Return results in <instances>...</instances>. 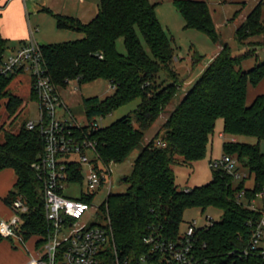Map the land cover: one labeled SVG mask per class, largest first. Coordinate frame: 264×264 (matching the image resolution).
Returning <instances> with one entry per match:
<instances>
[{
  "label": "trees",
  "instance_id": "trees-1",
  "mask_svg": "<svg viewBox=\"0 0 264 264\" xmlns=\"http://www.w3.org/2000/svg\"><path fill=\"white\" fill-rule=\"evenodd\" d=\"M263 3L257 4L236 31L237 41L252 50L235 56L229 45L221 48L166 119L163 136L157 134L140 152L130 175L124 179L128 185L126 192L111 194L102 205L101 215L110 219L113 242L122 261L137 264L149 254L150 247L144 243L146 236L178 240L186 211L199 209L205 214L213 208L221 211V220L200 231V252L214 264H264L257 253L248 257L238 255L248 246L264 216V208L253 207L264 192V153L260 147L264 141V94L247 103L248 85L256 87L264 79V62L246 72L240 69L246 58L264 46ZM157 5L151 0H100L99 12L89 22L52 14L58 29L78 32L84 37L41 45L48 73L58 88L66 89L69 82L82 86L103 79L110 83L111 95L83 100L89 122L106 118L140 100L133 115L100 127L90 135L101 160L108 166L127 161L184 82L174 69V62L179 60L174 40L158 19ZM175 7L184 18L185 30H196L215 43L219 41L206 3L176 0ZM257 37L263 41H252ZM120 38L124 39L126 55L117 50ZM8 49L9 41L0 33V65ZM201 62L202 57L195 54L193 67ZM162 73L168 74L172 82L167 84L161 79ZM20 74L23 72L0 79V101L7 99L10 118L24 104L10 89ZM30 95L32 100H38L32 88ZM219 119L224 120V134L232 137V141L223 145L224 155L234 157L254 176V187H246L247 178L236 184L233 174L223 168H212L209 184L180 190L174 167L192 166L206 157ZM242 136L256 138L257 143L233 141ZM4 137L0 143V172L13 169L17 175L5 202L10 207L18 196H23L29 206L22 225L27 242L34 236L45 235L49 227L43 185L32 169L44 151L45 142L41 126L30 130L27 123L17 133L5 132ZM3 239L0 237V241ZM112 261L108 254L107 264Z\"/></svg>",
  "mask_w": 264,
  "mask_h": 264
},
{
  "label": "built area",
  "instance_id": "built-area-1",
  "mask_svg": "<svg viewBox=\"0 0 264 264\" xmlns=\"http://www.w3.org/2000/svg\"><path fill=\"white\" fill-rule=\"evenodd\" d=\"M17 72L30 75L32 89L38 98V122H27V128L32 130L41 126L45 142L44 151L32 164V169L43 185L45 218L49 226L45 235L34 236L35 251L43 249L44 253L31 254L25 264H107L108 254L113 258L112 264H130L120 259L113 242L110 219L101 215V205L112 194L113 173L112 165L101 160L96 142L90 138L100 126L96 120L88 126L77 122L60 88L48 73L41 45L32 36L0 65V79ZM237 165V160L230 156L211 162V168H223L237 180L247 178L246 174L238 172ZM73 186L81 187L78 198L65 193ZM103 193H107L106 199L101 207L95 206L93 200ZM243 196L242 192L238 198L241 200ZM262 196L264 192L260 194ZM93 207L99 210V215L96 211L91 216L103 220L104 224L82 225ZM10 209L13 217L0 220V237L19 239L25 244L23 215L29 212V206L23 196H18ZM205 220L203 225L196 220L190 222L176 241L146 236L144 243L150 247V252L137 264H214L198 247L200 231L214 224L209 216ZM254 253L264 261V216L248 246L238 255L248 257Z\"/></svg>",
  "mask_w": 264,
  "mask_h": 264
},
{
  "label": "rangeland",
  "instance_id": "rangeland-1",
  "mask_svg": "<svg viewBox=\"0 0 264 264\" xmlns=\"http://www.w3.org/2000/svg\"><path fill=\"white\" fill-rule=\"evenodd\" d=\"M176 0H151L153 4L157 5V16L161 22L163 28L174 40V46L176 48V56L179 60L174 62V69L179 73L180 78L184 80L180 90L176 97L171 101L169 106L162 113L157 123L145 133V137L142 143L132 152L126 162L122 164H113L112 170V194H124L128 188V185L124 182L125 177L130 175L132 166L142 149L153 139L157 134L160 137L163 136L164 130L163 124L169 115L178 107L186 93L191 89L193 84L197 81L201 73L207 68L212 59L219 53L221 48L225 45H229L232 54L235 56H241L246 54L248 50L247 45L240 44L236 39L237 28L244 23L246 17L252 12L258 3L264 0H193L197 2L206 3L211 11L216 32L219 36V41L215 43L208 35L198 32L196 30H185V21L182 15L177 11L175 7ZM40 4L36 7L39 8ZM42 9V8H41ZM41 9H39L41 11ZM38 12L35 19H42L46 21L51 19L50 16L45 13ZM41 16V17H40ZM262 17L264 21V3L262 5ZM34 19V21H35ZM55 19V18H54ZM34 25L38 27L37 41L42 44H60L69 41H75L82 39L84 36L78 32L60 30L57 27L53 30H49L45 23ZM48 36L51 41L45 42L40 40H46ZM143 41V39H142ZM252 41L262 42V37L253 38ZM145 45V43H144ZM18 45L9 44V49L5 53V59L11 55V49ZM146 47V45H145ZM117 50L120 54L126 55L127 51L124 46V39L120 38L117 42ZM197 54L202 57V62L193 67L192 58ZM264 62V46L258 47L256 54L246 58L240 69L244 72L249 71L255 67L256 64ZM30 75L21 74L16 77L10 87L14 94L20 96L24 100L23 108L15 116L9 117L6 111L7 99L0 101V143L4 142L5 132L10 131L17 133L22 125L27 122H38L39 103L36 100L31 99V84ZM160 78L165 80L167 84L171 83V79L168 74L162 73ZM78 88L77 90L75 88ZM262 88L259 86L248 85V104H251L253 98L261 92ZM62 97L69 107L72 115L77 122L82 126H88L89 121L84 111L83 100L92 97H99L101 99L113 93L110 83L107 80H97L92 83L79 85L78 82H73L66 89H60ZM140 104V100L130 103L106 118H97V124L100 127H107L112 123L122 119L123 117L133 115V112ZM224 120L219 119L216 124L215 133L211 138V143L208 148L206 157L195 163L192 166H175L176 183L180 190L192 189L198 186L209 184L212 181V168L211 162L222 159L224 155L223 145L225 142L232 141V137L224 134ZM223 134L224 136H220ZM238 141L241 143L256 144L257 139L253 137H239ZM261 150L264 153V141L261 142ZM234 158V157H232ZM235 159V158H234ZM238 162V161H237ZM238 172L243 175H247L246 187L252 189L255 185L254 176L249 171L241 167L238 163ZM240 182L236 179V184ZM81 187L73 186L65 193L73 198H78L81 194ZM107 197V193L98 195L94 200L95 206L101 207L104 200ZM102 204V205H101ZM101 205V206H100ZM255 208H264V196L258 197L253 203ZM97 210L93 207L88 218L81 222L82 225L88 227L94 224H104L103 220H97L91 214H94ZM99 215V210L97 211ZM209 216L214 221H220L222 213L217 209H209L205 214L199 209H192L185 212L184 223L181 227V234L186 230L187 225L193 220L198 221L199 224L205 223V217ZM2 217H0V220ZM36 238L32 237L25 244L19 239H3L0 241V264H21L31 258V254H43L44 250L40 249L35 251L34 245ZM30 250V251H29Z\"/></svg>",
  "mask_w": 264,
  "mask_h": 264
},
{
  "label": "crops",
  "instance_id": "crops-1",
  "mask_svg": "<svg viewBox=\"0 0 264 264\" xmlns=\"http://www.w3.org/2000/svg\"><path fill=\"white\" fill-rule=\"evenodd\" d=\"M39 4L41 6H39V8L36 7ZM99 4L100 0H0V33L9 41V44L18 45L11 49V52H14L22 47L31 36L37 41L36 36L38 35L37 32L39 29L34 25L40 24L43 26L42 24L45 23L49 30H53L56 27V20L52 14L71 16L78 18L83 22H89L98 14ZM39 9H41V11ZM39 11H43L42 13L50 16L51 19H47L46 21H42V19L39 20L38 18L35 19V16H39L37 15ZM42 41L48 42L51 41V39L46 36V40H40L41 43ZM30 84L32 88L31 78ZM259 86L262 90L253 98V100L258 95L264 94V79L258 84V87ZM220 136L224 135L220 134ZM236 140L238 139H233V141ZM16 182L17 175L13 169H6L0 172L1 220H9L13 217V211L6 204L5 199L13 190ZM27 261L28 260L23 263L21 262V264H25Z\"/></svg>",
  "mask_w": 264,
  "mask_h": 264
}]
</instances>
